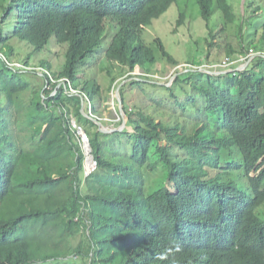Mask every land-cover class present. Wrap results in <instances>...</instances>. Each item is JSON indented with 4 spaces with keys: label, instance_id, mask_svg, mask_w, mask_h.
<instances>
[{
    "label": "trees",
    "instance_id": "16d2710c",
    "mask_svg": "<svg viewBox=\"0 0 264 264\" xmlns=\"http://www.w3.org/2000/svg\"><path fill=\"white\" fill-rule=\"evenodd\" d=\"M177 1L0 0V111L15 110L24 142L18 150L1 137L9 124L0 117V264H264V56L220 74L189 69L170 85L132 74L136 67L159 73L162 60L179 64L159 36L151 44L143 37ZM196 2L208 27V58L214 49L231 58L264 54V0ZM52 40L68 44V69L55 75L75 87L90 64L103 63L111 85V68L121 77L129 72L119 93L131 129L109 133L121 144L127 135L128 151L108 153L100 140L108 134L82 111L84 103L105 123L108 91L97 73L82 78L81 94L63 86L47 103L41 91L29 101L22 71L6 61L20 44L42 50ZM203 63L202 55L193 59ZM134 89L149 96L145 105H131ZM72 119L86 130L97 162L88 175ZM26 121H39V129ZM159 167L167 177L148 192L146 171ZM171 242L182 251L158 261Z\"/></svg>",
    "mask_w": 264,
    "mask_h": 264
},
{
    "label": "rangeland",
    "instance_id": "374dc122",
    "mask_svg": "<svg viewBox=\"0 0 264 264\" xmlns=\"http://www.w3.org/2000/svg\"><path fill=\"white\" fill-rule=\"evenodd\" d=\"M239 2H237V6ZM217 9V5H215ZM185 14V24L178 25L180 15ZM216 18L220 17V13L216 12ZM221 22V18H220ZM228 35L229 41L232 42L237 48L239 47V41L237 39L236 34V25L230 24L228 26ZM160 37L167 50L178 59L179 64L174 65L167 60H162L158 62V69L161 72L159 73H151L147 74L143 69L136 67V69L132 72L134 75H148L153 78V81H158L161 84L170 85L175 78V74L180 71H187L189 69H196L203 67L204 64L213 63L223 60L227 57V54L223 50L212 51V56L208 58L206 53L208 51V42L207 36L208 35V27L206 26V22L202 18L200 13V8L196 2V0H178L176 3L170 5L162 14H159L157 17L153 19V23L147 26L143 31V37L145 41L151 44L155 37ZM196 42V44L194 43ZM261 44V43H260ZM68 44L66 43L64 46L59 45L54 40L50 41L49 43L45 44L42 50H37L34 46H28L27 44H20L19 47V54L13 60V62H7V64L11 67H15L19 71H22L20 74V80L25 81L28 84V89L26 91L30 92V99L32 100V92L33 91H41L43 100L47 103V100L50 99L51 95H54L59 91L63 86L67 88V91L72 92L73 94H80L79 91H82L81 82L82 78L91 79L93 73H97L98 83L102 91H108V98L105 101V105L103 106L104 116L102 117L105 120V126L108 129L118 128L116 123L120 120L127 122V115L121 113L120 104L118 102L117 97V89L119 86V82L126 78L129 74L127 72L124 77L120 76V70L117 67L111 68L113 71L112 75L115 76L116 80L112 83L110 82L109 77L106 75V70L103 68V63L98 64L100 67H95L93 64H90L84 72H79L78 78L80 85L75 87L72 83V80L69 78H59L55 75V72L66 71L68 66L65 64L66 62V53H67ZM156 48V47H153ZM158 50V49H157ZM200 54V55H199ZM259 53H252V55H258ZM202 55L203 57V64L202 65H194L193 59H198ZM252 55L250 54L249 58L251 59ZM237 56V55H235ZM255 57V56H254ZM253 57V58H254ZM235 63H238V67L246 66L245 62L249 61L250 59H245L244 56L240 55L238 58L234 57L232 59H241ZM252 58V59H253ZM27 63V64H26ZM14 64V65H13ZM48 64L51 65V69L48 68ZM199 64V63H197ZM234 64V63H233ZM245 64V65H244ZM109 66V64H108ZM237 67V68H238ZM110 68V66H109ZM205 70H209V67H205ZM24 71V73H23ZM89 71V75H88ZM220 70H212V72H219ZM18 73V72H17ZM46 73V76L45 74ZM45 76V78H44ZM46 79V80H45ZM47 91H53L52 94L47 93ZM132 95L130 94L131 105L135 106L136 104H143L145 105L148 102V95H144L142 91L139 89H134ZM149 92V91H148ZM106 93V92H105ZM163 91H159L158 94L162 95ZM38 100H35L37 102ZM39 106L34 105L33 109H31V113L33 114L37 112ZM56 108V107H52ZM60 110V109H59ZM52 113H57L54 109ZM0 117L2 118L1 123L7 122L9 124L8 130H6V135H1V137H7L10 139L13 144L21 150L23 146L22 136L17 128L16 125V118L17 114L14 109L6 110L4 112L0 111ZM91 117H95L92 113ZM120 117V118H119ZM73 123H75L74 119H72ZM25 125H32L33 130L37 131L39 129V121L31 122L26 121ZM6 124H3L2 127H5ZM125 129H131L130 126L126 127ZM1 130V127H0ZM113 132H108V136L100 138L102 145L105 146L108 153L118 154L122 150L128 151L130 146V140L127 135L123 136V143H119L118 139L113 137V134H109ZM76 134L78 135V140L81 141L82 145L85 146L84 141L81 138L80 133L76 129ZM80 137V139H79ZM162 145H167V141H162ZM72 144L70 145V147ZM86 151L89 155L93 154V149L91 145L86 146ZM154 151H152V159L156 161V156H154ZM69 158V157H68ZM67 157H62L64 164H67L66 161ZM87 164V162H86ZM84 173L87 172V165H85ZM59 168V164L57 165ZM255 174V173H254ZM53 176H57L55 171H52ZM147 190L150 192L154 190L157 185L165 180L167 177V171L164 172L162 167H159L156 170H147ZM166 185H168V180H166ZM174 191V190H172ZM80 238V236H79ZM70 260V258H68ZM68 261V260H67ZM52 260L48 261H38L35 262L36 264H50ZM68 264H76L72 261H68ZM65 264V263H64Z\"/></svg>",
    "mask_w": 264,
    "mask_h": 264
},
{
    "label": "clouds",
    "instance_id": "9594fccd",
    "mask_svg": "<svg viewBox=\"0 0 264 264\" xmlns=\"http://www.w3.org/2000/svg\"><path fill=\"white\" fill-rule=\"evenodd\" d=\"M258 53H261V52H258ZM14 65V64H13ZM239 68V67H238ZM244 68V67H243ZM243 68H242V66H240V69H242L243 70ZM247 68V67H246ZM231 69V68H230ZM239 69V70H240ZM245 69V68H244ZM201 70H204V69H201ZM226 70V69H225ZM238 70V69H237ZM208 71H212V70H208ZM215 71H217V70H215ZM221 71V70H220ZM222 71H224V70H222ZM226 71H228V70H226ZM80 92V91H79ZM81 94V93H80ZM87 114H90L89 116H91V114L92 113H87ZM92 118H94V117H92ZM97 119H100V118H97ZM101 120V119H100ZM75 121V120H74ZM73 122V121H72ZM75 123H76V121H75ZM76 125L77 126H79V127H81L82 128V130L86 133V136L81 132L80 133V135H81V138H82V140L84 141V143H85V146H83V149H84V152H85V154H86V162H87V164L89 163V161H91L92 162V159L94 160V161H96L95 160V157H94V155H89V153L86 151V149H87V145H91V143L89 144V142H90V140H89V137H88V134H87V132H86V130L82 127V126H80L78 123H76ZM73 126H74V123H73ZM75 128H76V126H74ZM77 129V128H76ZM77 131H78V129H77ZM92 147V146H91ZM92 156H93V158H92ZM86 163H85V165H87ZM86 167V166H85ZM85 169V168H84ZM92 172V171H91ZM90 172V173H91ZM90 173H86V175H88V174H90ZM182 251V248H181V246H180V244L178 243V242H171L169 245H167L165 248H164V250L163 251H161L160 253H158L157 254V256H156V259L158 260V261H166V260H168L169 259V257L170 256H174L176 253H180ZM173 264H175V261L173 260Z\"/></svg>",
    "mask_w": 264,
    "mask_h": 264
},
{
    "label": "water",
    "instance_id": "95a60500",
    "mask_svg": "<svg viewBox=\"0 0 264 264\" xmlns=\"http://www.w3.org/2000/svg\"><path fill=\"white\" fill-rule=\"evenodd\" d=\"M258 55H263V56H264L263 53H259ZM254 56H256V55H252L251 59H252ZM248 65H249V63H248L244 68L246 69V67H247ZM244 68H243V69H244ZM236 69L239 70L240 67H239V68H236ZM231 70H235V69L231 68V69H229L228 71H231ZM240 70H242V69H240ZM205 71H206V72H210V73H215V72H212V71H207V70H205ZM228 71H226V70H224V71H219V72H216L215 74H220V73L228 72ZM182 72H183V71H180V72L176 73V74H175V77H176L179 73H182ZM123 83H124V82H122V83L118 86V89H117V97H118V102H119V104H120V110H121V113H122V114H124V104H123V100L121 99V96H120L119 90H120V87H121V85H122ZM82 111H83V113L86 114L88 117H91V116H89L90 114H87L86 111L84 110V103H83V106H82ZM92 120H94V121L97 123V125H98V127H99V131H101V132H103V133L115 132V131H123L126 127H128V125H127V123H126V120L123 121V123L121 124L120 127H118V128H112V129H108V128H106V126L102 123V121H101L100 119L92 118ZM80 132H82V133L86 136V133L82 130V128H80ZM80 132H79V133H80ZM89 144H90V142H89ZM92 158H93V156H92ZM92 160H93V159H92Z\"/></svg>",
    "mask_w": 264,
    "mask_h": 264
},
{
    "label": "built area",
    "instance_id": "2783aa9c",
    "mask_svg": "<svg viewBox=\"0 0 264 264\" xmlns=\"http://www.w3.org/2000/svg\"><path fill=\"white\" fill-rule=\"evenodd\" d=\"M252 55V54H251ZM243 58L241 59H232L231 57L227 56L225 57L223 60L221 61H218V62H213L211 64L207 63V64H204L202 69H206L205 67H209L210 68H214V69H219V68H225L226 70H229L230 66L237 62V61H240L242 60ZM250 59V58H249ZM245 65V64H244ZM244 66H242L243 68ZM201 69V68H200ZM120 118V117H119ZM74 126H76V128L78 129V132H80V128L79 126L76 125V123H74ZM81 133V132H80ZM97 167V162L92 160L91 162V167L89 168V163L87 164V172L86 173H90L91 171H93L95 168Z\"/></svg>",
    "mask_w": 264,
    "mask_h": 264
},
{
    "label": "crops",
    "instance_id": "0c3cea01",
    "mask_svg": "<svg viewBox=\"0 0 264 264\" xmlns=\"http://www.w3.org/2000/svg\"><path fill=\"white\" fill-rule=\"evenodd\" d=\"M251 60H252V59H250L249 61H247V62H245V63H246V64H248V63L250 64ZM247 67H248V66H247Z\"/></svg>",
    "mask_w": 264,
    "mask_h": 264
},
{
    "label": "bare ground",
    "instance_id": "6f19581e",
    "mask_svg": "<svg viewBox=\"0 0 264 264\" xmlns=\"http://www.w3.org/2000/svg\"><path fill=\"white\" fill-rule=\"evenodd\" d=\"M91 167V161H89V168Z\"/></svg>",
    "mask_w": 264,
    "mask_h": 264
}]
</instances>
